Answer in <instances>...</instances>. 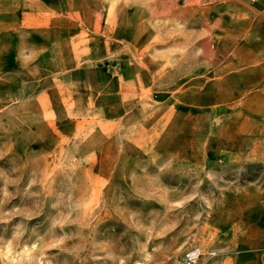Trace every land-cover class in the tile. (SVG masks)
<instances>
[{
    "label": "rangeland",
    "instance_id": "374dc122",
    "mask_svg": "<svg viewBox=\"0 0 264 264\" xmlns=\"http://www.w3.org/2000/svg\"><path fill=\"white\" fill-rule=\"evenodd\" d=\"M251 40L264 0H0V264H264Z\"/></svg>",
    "mask_w": 264,
    "mask_h": 264
},
{
    "label": "crops",
    "instance_id": "0c3cea01",
    "mask_svg": "<svg viewBox=\"0 0 264 264\" xmlns=\"http://www.w3.org/2000/svg\"><path fill=\"white\" fill-rule=\"evenodd\" d=\"M234 50L228 66L231 72L221 82L228 87V93L221 100L230 103L242 101L241 96L245 92L243 110L230 115L231 124L227 131L230 143L236 146L231 149L238 150L246 137L264 136V41L251 40ZM258 86L261 87L259 92H252Z\"/></svg>",
    "mask_w": 264,
    "mask_h": 264
},
{
    "label": "built area",
    "instance_id": "2783aa9c",
    "mask_svg": "<svg viewBox=\"0 0 264 264\" xmlns=\"http://www.w3.org/2000/svg\"><path fill=\"white\" fill-rule=\"evenodd\" d=\"M198 256V251H192L185 256V260H187V262H194L198 258Z\"/></svg>",
    "mask_w": 264,
    "mask_h": 264
}]
</instances>
